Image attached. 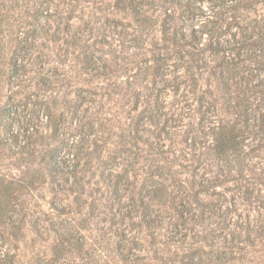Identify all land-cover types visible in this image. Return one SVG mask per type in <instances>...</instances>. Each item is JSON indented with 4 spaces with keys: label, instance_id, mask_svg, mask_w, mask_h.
<instances>
[{
    "label": "rangeland",
    "instance_id": "obj_1",
    "mask_svg": "<svg viewBox=\"0 0 264 264\" xmlns=\"http://www.w3.org/2000/svg\"><path fill=\"white\" fill-rule=\"evenodd\" d=\"M0 264H264V0H0Z\"/></svg>",
    "mask_w": 264,
    "mask_h": 264
}]
</instances>
